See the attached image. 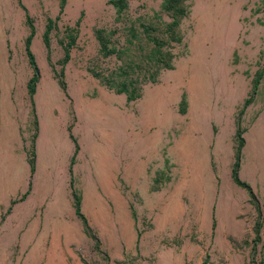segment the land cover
<instances>
[{"label": "rangeland", "instance_id": "374dc122", "mask_svg": "<svg viewBox=\"0 0 264 264\" xmlns=\"http://www.w3.org/2000/svg\"><path fill=\"white\" fill-rule=\"evenodd\" d=\"M109 1L0 0V34L7 39L23 42L27 33L20 6L31 21L37 93L41 88L58 92L54 116L42 123L33 147L30 186L42 192L45 209L69 202L70 125L77 146L71 190L94 214L90 234L83 226L77 234H0V264H200L204 254L201 264H264V234L256 243L250 242L252 234H221L224 246L207 250L210 234H197L196 224H174L171 234H138L149 228L148 221L138 220L130 234H113L93 205L96 192L106 202L103 192L88 185L101 186L107 171L116 168L137 192L147 185L144 170L156 190L171 172L180 174L183 120L193 119L200 104L210 107L224 100L229 87L238 89L239 78L248 96L255 76L264 70V0H178L186 12L173 27L179 43L163 32L172 21L163 0H123L120 14ZM47 20L52 24L48 49L42 42ZM152 38L166 42L162 51L171 53L172 69L156 72L152 67ZM65 47L68 60L62 63ZM21 57L25 67L24 52ZM26 69L30 78L28 63ZM57 79L64 90H58ZM123 82L138 93L137 99L126 102L122 95L105 94ZM263 94L264 85L254 102L264 101ZM33 103L47 109L51 95L35 96ZM119 186L131 214L138 213L137 194ZM228 245L233 251L222 253Z\"/></svg>", "mask_w": 264, "mask_h": 264}, {"label": "crops", "instance_id": "0c3cea01", "mask_svg": "<svg viewBox=\"0 0 264 264\" xmlns=\"http://www.w3.org/2000/svg\"><path fill=\"white\" fill-rule=\"evenodd\" d=\"M23 22L27 29L25 37L20 38L23 42L0 34V234L38 237V234L83 233L71 199V170L77 150L68 135L70 125L66 131L74 152L66 162L70 174V179H67L69 202L45 209L42 192L33 191L30 186L34 172L33 147L42 133V123L49 124L54 116L53 102L58 101V92L55 88H41L37 93L38 73L34 91L29 97L28 61L26 57L24 67L21 59L22 52L25 54L24 41L29 30L24 18ZM238 80H241L236 82L238 89L234 91L229 87L224 100L213 102L210 107L200 104L193 119L183 120L180 174L171 172L169 180L158 190L150 188L151 178L145 170L143 176L147 185L141 192H137L133 181L127 179L119 168L107 171L101 186L97 182H88L92 190L102 191L106 199L101 203L97 192L92 195L95 213L104 216L107 230L113 234H124L125 230H133L139 220L141 223L148 221L149 228L138 234H171L174 224H196L197 234H210L205 250L224 246L221 234H252V243L256 221L260 222L258 234H264V101L254 102L253 97L251 103L242 109L248 89L242 79ZM55 82L58 86L57 80ZM263 85L264 74L254 96L260 93ZM49 94L51 104L39 111L33 103L34 97ZM237 130L241 146L236 177L249 188L255 204L247 191L231 178ZM119 184L137 194L138 213L131 214ZM80 212L87 226L92 228L89 222L93 211L83 206L82 197ZM110 215L112 219H108ZM231 251L233 247L228 245L222 253ZM204 258L205 254L200 264Z\"/></svg>", "mask_w": 264, "mask_h": 264}, {"label": "trees", "instance_id": "16d2710c", "mask_svg": "<svg viewBox=\"0 0 264 264\" xmlns=\"http://www.w3.org/2000/svg\"><path fill=\"white\" fill-rule=\"evenodd\" d=\"M109 2L112 5V7L115 9V13L120 14L121 9H123V7H124L123 0H110ZM19 6H20V4H19ZM20 7H21L22 11L24 12V20H25V23H26L28 30H29V34L24 41V51H25V54L27 57L28 64L32 70V76L29 78V81H28V94H29V97H31V95L34 91L35 83L38 80V70H37V67L35 65L34 58H33L32 54L29 50V45H30L32 36L34 34V31H33L32 25H31V21L27 15L25 9L22 6H20ZM162 9H163V11L168 13L170 15V17L172 18V21L166 25L163 32L168 34V38L170 41H173L175 43H179L180 39L177 36H174L173 27H176V25H177L176 20L185 15V13H186L185 9L181 4H179L178 0H163ZM51 25H52L51 21L47 20L46 25H45V29L42 33V42H43V45L46 49H48V32L50 31ZM95 38L99 43L100 49L103 52L107 53L106 46H105L106 43L104 44L103 39L101 38L99 31H95ZM151 42H152L153 48L151 50V54H150L151 58L150 59H151L152 67H155V71L158 72L159 70H170V69H172V55H171V53L169 51H162V49L164 47L163 45L166 42L158 40V38H152ZM67 60H68V48L65 47L63 49L62 63H65ZM263 73H264V70L259 72L255 76L254 81L252 82L251 88L249 90V95L243 102L242 109L251 103ZM57 82H58V86L60 87V89L64 90L63 83L61 81H59L58 79H57ZM127 87H128V84L126 82H123V83L119 84L117 86V88L113 89V87H110L109 89H113L114 94L123 95L126 102L133 101V100L137 99L139 97L138 93L130 92ZM184 103L185 102H183V104ZM67 130H68L69 138L72 140V142L74 144V149L76 151L77 146L74 142V139L70 135V132H69L70 128L68 127ZM235 140L237 143V147H236V154H235V158H234V163H233L232 170H231V178L237 186H239V187H241L247 191V193L249 195V199L255 204L254 197L252 196L249 188L244 183H241L236 177V172H237V167H238V151H239V148L241 146V140L239 138L238 130L236 132ZM71 163H72V159H71ZM32 167H33V163L31 160L30 161L31 170H32ZM71 199H72V205H73L75 216L80 220V222L83 226L84 232L86 234H90L88 227H87V223H86L83 215L80 212L79 197L72 190H71ZM259 229H260V222L256 221L254 226H253V232H254L253 240H252L253 243H256L255 239L258 238Z\"/></svg>", "mask_w": 264, "mask_h": 264}]
</instances>
